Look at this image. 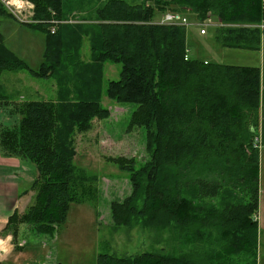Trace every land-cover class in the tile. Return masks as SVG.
<instances>
[{
    "label": "trees",
    "instance_id": "16d2710c",
    "mask_svg": "<svg viewBox=\"0 0 264 264\" xmlns=\"http://www.w3.org/2000/svg\"><path fill=\"white\" fill-rule=\"evenodd\" d=\"M27 1L33 22L22 25L44 35L42 61L34 69L0 41V72L26 69L49 78L64 52L54 50L56 32L49 30L51 20L61 18L64 0ZM167 11L198 22L213 16L224 24L213 32L221 47L260 50V0H107L95 10L89 62L81 64L71 51L65 61L93 68L83 75H91L98 90L104 65H120L106 94L136 105L128 126L144 129L148 154L138 165L132 158L110 159L131 184L128 196L110 204L113 231L166 230L169 242L180 246L99 253L96 264H257L259 68L185 59L191 46L186 27L155 22ZM0 13L12 15L1 3ZM98 100L30 101L21 106L18 125L2 131L1 146L37 171L29 185L36 191L33 204L23 214L15 210L1 230L14 240L20 224L51 237L70 204L83 201L75 188L89 176L78 175L72 136L87 131L94 117L107 116Z\"/></svg>",
    "mask_w": 264,
    "mask_h": 264
},
{
    "label": "rangeland",
    "instance_id": "374dc122",
    "mask_svg": "<svg viewBox=\"0 0 264 264\" xmlns=\"http://www.w3.org/2000/svg\"><path fill=\"white\" fill-rule=\"evenodd\" d=\"M21 1L23 7L21 12H17L14 7L0 0L7 12L12 14L8 16L0 13V41L19 57L23 56L22 59L35 69L41 62L40 49L43 46L41 38L44 35L34 33L22 25L33 22L34 7L29 8L27 0ZM106 1H63L61 18L51 20L49 28L50 31L53 29L56 32L54 50L60 48L64 51L61 53L54 76L49 78L37 76L26 69L0 72V96L4 97L0 98V135L2 131L18 125L21 118L20 108L30 101L55 102L60 99L95 98L99 99L102 107L108 109L107 116L94 117L87 131L75 132L72 136L73 163L79 169L78 175L89 176L87 182L75 188L76 192L81 194L83 201L70 204L65 222L51 237L46 234H34L26 224H20L18 238H15L12 246L14 252L4 258L3 264H96V256L99 253H114L122 256L150 250L169 251L180 247L176 248L175 242H169L170 237L166 230L154 232L147 229L140 232L138 229L128 231L120 228L113 231L110 204L112 201L120 202L128 196L131 192V184L129 176L119 170L110 159L132 158L137 165L147 160L145 131L138 126H128L131 114L136 108L135 104L118 102L106 94L107 82L117 80L119 77V64L109 62L104 65L98 90V84L90 81L94 78L91 75H83V72L93 73V68L82 67L78 63L70 65L64 58V54L71 51L81 64L89 62L91 58L89 28H93L99 22L95 10ZM126 1L151 3V0ZM162 15L157 14L155 22L159 23ZM209 17L212 21L216 20L213 16ZM187 19L189 23L197 22L192 16H188ZM261 23L258 26L263 30L262 38L264 27ZM194 24L185 26L191 44L190 55L230 65L231 61L240 58L237 49L221 47L213 35L217 26H209L205 34H200L199 30L202 26ZM17 46L21 49L33 46L32 54L29 55L28 52L24 54L25 56L22 55L23 51L22 54L18 52L20 50ZM244 51L250 52V50ZM4 150L0 143V157L19 160L28 169H25L24 175L22 174V186L25 192H21L24 198L18 208V214H23L34 202L36 191L29 189V185L37 171L26 158ZM5 175L0 170V181ZM2 246L0 242V247Z\"/></svg>",
    "mask_w": 264,
    "mask_h": 264
},
{
    "label": "crops",
    "instance_id": "0c3cea01",
    "mask_svg": "<svg viewBox=\"0 0 264 264\" xmlns=\"http://www.w3.org/2000/svg\"><path fill=\"white\" fill-rule=\"evenodd\" d=\"M41 39H43V46L40 49L42 56L45 41L43 36ZM32 47L21 49L17 46L18 50H20L18 52L21 53L23 51V54L21 53L22 55H26L28 52L31 55ZM237 51V55L240 58L231 61V65L257 67L260 71V107L257 131L259 141L258 208L255 219L258 227L257 264H264V34L261 38L260 50L245 52L244 50L237 49ZM22 58L24 57L22 56ZM25 169H27L25 168V164L19 160H7L0 157V170L6 174L4 179L0 181V242L3 245L2 248L0 247L2 249L0 250V263H3L4 258L14 252L12 246L15 240L9 233L1 230L5 226L8 216L15 210L18 212L19 203L24 198L22 196L24 192V186H22L23 179L20 176Z\"/></svg>",
    "mask_w": 264,
    "mask_h": 264
},
{
    "label": "built area",
    "instance_id": "2783aa9c",
    "mask_svg": "<svg viewBox=\"0 0 264 264\" xmlns=\"http://www.w3.org/2000/svg\"><path fill=\"white\" fill-rule=\"evenodd\" d=\"M261 1V5L262 8L264 9V0H260ZM4 3L8 6L14 7V9L17 12H21L22 7H17L16 4L10 3V0H4ZM21 3L23 4V2L21 1ZM29 5V8H32L33 5L30 2H26ZM30 12V11H29ZM32 13V12H31ZM160 24H176V25H182V26H189V25H193L194 23H189V20L187 19V17L183 16L180 13L177 12H171V11H167L165 13H163L162 17H161V21L159 22ZM194 25H200L202 26L199 30L200 34H205L206 30L209 26H223L224 24L219 21V20H214L212 21L210 17H207L205 20L201 21V22H195ZM261 26L264 27V20L261 23ZM53 32V29H52ZM190 50L186 49V54H185V59L190 57L189 54ZM254 146L255 147H259V141L258 138L255 137L254 138Z\"/></svg>",
    "mask_w": 264,
    "mask_h": 264
},
{
    "label": "clouds",
    "instance_id": "9594fccd",
    "mask_svg": "<svg viewBox=\"0 0 264 264\" xmlns=\"http://www.w3.org/2000/svg\"><path fill=\"white\" fill-rule=\"evenodd\" d=\"M10 3L16 4L17 7H23L21 0H10Z\"/></svg>",
    "mask_w": 264,
    "mask_h": 264
},
{
    "label": "water",
    "instance_id": "95a60500",
    "mask_svg": "<svg viewBox=\"0 0 264 264\" xmlns=\"http://www.w3.org/2000/svg\"><path fill=\"white\" fill-rule=\"evenodd\" d=\"M26 170H28V169H26ZM26 170H24L25 172H26ZM23 175H24V172H23ZM19 176V175H18ZM21 178H22V175L20 176Z\"/></svg>",
    "mask_w": 264,
    "mask_h": 264
}]
</instances>
